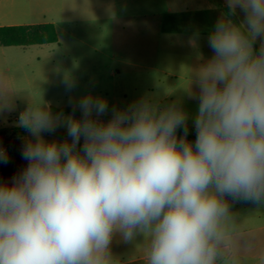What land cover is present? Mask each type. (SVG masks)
<instances>
[{"label":"clouds","instance_id":"1","mask_svg":"<svg viewBox=\"0 0 264 264\" xmlns=\"http://www.w3.org/2000/svg\"><path fill=\"white\" fill-rule=\"evenodd\" d=\"M229 6L251 39L222 23L209 36L214 55L190 94L194 144L177 103L145 98L104 122L94 117L107 98L87 94L66 116L20 114L16 126L36 139L21 150L26 167L0 182V264H108L113 237L138 229L151 233L148 264H216L224 198L264 201V0ZM57 126L70 143L43 139Z\"/></svg>","mask_w":264,"mask_h":264},{"label":"rangeland","instance_id":"2","mask_svg":"<svg viewBox=\"0 0 264 264\" xmlns=\"http://www.w3.org/2000/svg\"><path fill=\"white\" fill-rule=\"evenodd\" d=\"M195 0H0V26L54 24L58 44L26 47L0 46V81L9 83V93L0 92V120L11 119L6 128L15 127L14 118L22 113L33 116L47 113V105L71 113L75 102L87 94L106 97L109 112L128 108L130 75L149 70L150 63L118 54L112 44L113 17L129 21H155L160 31L164 25L187 21L184 6ZM11 65L8 72L5 67ZM21 66V68H20ZM156 67L162 68L160 63ZM130 73V74H129ZM129 74V75H127ZM71 82L75 86L68 88ZM130 91V89H129ZM128 91V92H129ZM143 95V94H141ZM77 114H82L77 107ZM30 140L35 137L28 132ZM9 156V155H8ZM10 157V156H9ZM227 252L217 257L223 261ZM234 264H247L239 253Z\"/></svg>","mask_w":264,"mask_h":264},{"label":"crops","instance_id":"3","mask_svg":"<svg viewBox=\"0 0 264 264\" xmlns=\"http://www.w3.org/2000/svg\"><path fill=\"white\" fill-rule=\"evenodd\" d=\"M191 5L184 6V11L190 15L187 21L164 25L162 31L155 21L135 20L124 24L123 17H113L111 39L118 54L127 55L130 50L133 59L152 65L147 71L131 73V81L128 83L130 91L128 88L122 90L124 98H127L128 93L131 94L127 107L145 98L161 107L177 103L189 115L188 135L196 136L194 120L199 102L198 99H191L190 94L198 92L196 81L214 55L209 47V36L216 30L217 24L221 23L239 29L249 39L251 36L244 23L245 13L238 6L233 10L229 6V0H195ZM260 44V40L255 42L257 50ZM157 63L162 68L156 67ZM11 69V65L5 67V71L9 72ZM9 83L6 80L0 81V92L9 93ZM46 109L53 118L70 114L68 111H61V108L52 111L49 104ZM111 116L112 113H107L94 118L106 122ZM18 119L19 117L14 118L15 121ZM10 121L11 119L5 122L0 120V131ZM25 136L30 139L28 131ZM41 136L46 142H71L63 126H57L55 131H44ZM224 199L228 201L229 209L221 219L223 239L218 253L227 252L228 255L222 257L221 263L216 260V264H234L231 260L236 253L247 264H264V201H234L230 197ZM151 240V233L147 230H136L128 241L117 233L107 254L108 264H148Z\"/></svg>","mask_w":264,"mask_h":264},{"label":"trees","instance_id":"4","mask_svg":"<svg viewBox=\"0 0 264 264\" xmlns=\"http://www.w3.org/2000/svg\"><path fill=\"white\" fill-rule=\"evenodd\" d=\"M44 44H58V37L52 23L0 26V46L26 47ZM61 111L65 110L61 109ZM74 115L80 118L76 111ZM25 134L26 130L17 126L0 131V147H3L10 156L7 164L0 163L2 182H11L13 176L21 172L28 163L21 156V150L26 143ZM178 135H182V130H178ZM195 138L196 136L193 135L187 137L193 142Z\"/></svg>","mask_w":264,"mask_h":264}]
</instances>
